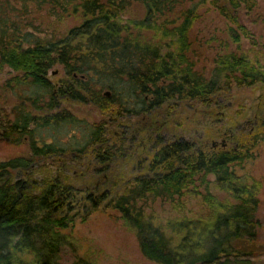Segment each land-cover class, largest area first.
I'll list each match as a JSON object with an SVG mask.
<instances>
[{
  "label": "trees",
  "instance_id": "16d2710c",
  "mask_svg": "<svg viewBox=\"0 0 264 264\" xmlns=\"http://www.w3.org/2000/svg\"><path fill=\"white\" fill-rule=\"evenodd\" d=\"M203 1L0 0V137L27 146L26 154L0 160V264H62L61 230L101 206L121 215L142 254L158 264H253L260 184L235 168L264 137V102L252 126L232 134L236 148L206 147L175 112L190 101L219 100L233 81L264 84L257 60L227 51L240 37L232 26L227 38L205 41L220 49L215 77L195 69L190 37ZM209 2L247 34L239 10L253 1ZM41 11L78 23L47 35ZM54 65L64 70L56 82L48 74ZM5 92L19 98L13 119L3 109ZM68 102L99 112L88 140L71 148L33 139L37 126L70 121ZM209 174L220 199L209 191ZM185 194L201 195L208 218L155 223L144 211L149 200Z\"/></svg>",
  "mask_w": 264,
  "mask_h": 264
},
{
  "label": "rangeland",
  "instance_id": "374dc122",
  "mask_svg": "<svg viewBox=\"0 0 264 264\" xmlns=\"http://www.w3.org/2000/svg\"><path fill=\"white\" fill-rule=\"evenodd\" d=\"M209 1L204 0L199 8L202 19L192 30V35L197 37H190L192 41L195 40L192 44L195 49L192 55L195 69L208 78L215 77L217 64L214 58L220 49L214 42L205 41L211 38L210 35H218L221 39L227 38L225 32L228 26L235 28L240 37L238 42L229 45L227 51L233 50V53L242 54L249 60H257L264 69V0H251L253 1L251 8L241 3L239 21L247 34L242 33L225 15L220 14ZM37 17L47 35L54 32L59 34L78 23L73 17L57 23L54 17L47 16L43 11ZM48 74L51 80L56 82L64 76L63 67L54 65ZM3 97L8 101L3 109L8 111L9 117L13 119L12 108L18 105L19 98L16 93L10 92H5ZM263 102V83L239 87L233 81L229 92L220 94L219 100L208 105L190 101L184 106H177L175 112L179 115L175 116L178 115L180 121L182 119L186 121L188 133L203 139L202 143L206 147H212V141L221 146L225 137L226 148L235 147V141L231 139L232 134H242L252 126L254 119L258 117L259 104ZM65 105L66 112L71 116L70 121L45 127L31 126L34 128L33 139H37L39 143L55 141L61 146L71 148L74 144H83L88 140L91 127L101 120L99 112L89 104L68 102ZM253 144L249 147L250 158L245 161L243 168H235V173L242 178L247 175L248 179L255 178L260 184L256 213L259 221L257 250L252 261L253 264H264V137ZM26 153L27 146L23 141L14 144L5 137H0V160ZM208 179L211 181L209 191L218 199L222 198L224 193L213 183L214 176L209 174ZM143 207L146 215L155 223L184 216L208 218L210 213L201 195L195 194H185L179 199L175 197L172 200L156 198L149 200ZM61 234L64 238V244L59 251V260L62 264H71L79 260L90 264H158L142 254L135 231L126 224L117 211L109 207L101 206L85 221L76 222L74 226L61 230Z\"/></svg>",
  "mask_w": 264,
  "mask_h": 264
},
{
  "label": "flooded vegetation",
  "instance_id": "af4514ba",
  "mask_svg": "<svg viewBox=\"0 0 264 264\" xmlns=\"http://www.w3.org/2000/svg\"><path fill=\"white\" fill-rule=\"evenodd\" d=\"M234 135V134H233ZM234 137V136H233ZM235 141V147L234 148H236L237 147V145H238V143H237V141L236 140H234ZM227 146V140H226V137L224 138V140L222 141V143H221V147H226ZM212 147L213 148H217L218 147V144L216 143V141H212Z\"/></svg>",
  "mask_w": 264,
  "mask_h": 264
},
{
  "label": "water",
  "instance_id": "95a60500",
  "mask_svg": "<svg viewBox=\"0 0 264 264\" xmlns=\"http://www.w3.org/2000/svg\"><path fill=\"white\" fill-rule=\"evenodd\" d=\"M105 94H106V95H109V92H108V91H105Z\"/></svg>",
  "mask_w": 264,
  "mask_h": 264
}]
</instances>
